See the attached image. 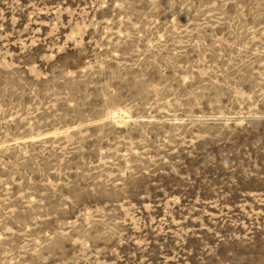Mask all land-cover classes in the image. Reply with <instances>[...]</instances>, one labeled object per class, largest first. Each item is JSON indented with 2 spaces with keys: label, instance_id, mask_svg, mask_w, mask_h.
<instances>
[{
  "label": "rangeland",
  "instance_id": "1",
  "mask_svg": "<svg viewBox=\"0 0 264 264\" xmlns=\"http://www.w3.org/2000/svg\"><path fill=\"white\" fill-rule=\"evenodd\" d=\"M0 264H264V0H0Z\"/></svg>",
  "mask_w": 264,
  "mask_h": 264
}]
</instances>
